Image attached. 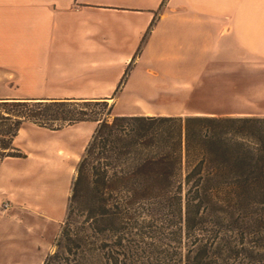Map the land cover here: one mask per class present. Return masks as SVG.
<instances>
[{
  "label": "trees",
  "instance_id": "16d2710c",
  "mask_svg": "<svg viewBox=\"0 0 264 264\" xmlns=\"http://www.w3.org/2000/svg\"><path fill=\"white\" fill-rule=\"evenodd\" d=\"M81 122L97 127L72 185L58 242L66 243L64 253L84 254L105 233L122 246L125 236L118 233L130 231L171 250L189 239L188 264L221 254L215 245L220 228L251 207L247 201L264 179V116L113 114L107 99L3 98L0 160L27 156L14 145L26 123L58 131ZM75 205L90 221V242L73 228ZM169 248L161 250L162 264H178ZM63 252L44 264H64Z\"/></svg>",
  "mask_w": 264,
  "mask_h": 264
},
{
  "label": "crops",
  "instance_id": "0c3cea01",
  "mask_svg": "<svg viewBox=\"0 0 264 264\" xmlns=\"http://www.w3.org/2000/svg\"><path fill=\"white\" fill-rule=\"evenodd\" d=\"M235 50L264 58V0H0V99L172 98Z\"/></svg>",
  "mask_w": 264,
  "mask_h": 264
},
{
  "label": "rangeland",
  "instance_id": "374dc122",
  "mask_svg": "<svg viewBox=\"0 0 264 264\" xmlns=\"http://www.w3.org/2000/svg\"><path fill=\"white\" fill-rule=\"evenodd\" d=\"M241 53L230 51L211 64L201 78L174 91L172 98L115 96L108 103L113 105V114L156 110L174 115L264 116V58L257 54L249 60ZM96 127L95 122H81L55 131L26 123L20 130L14 145L27 156L0 160V264H44L49 255L57 250L63 252L66 243L58 246V242L66 222L77 166ZM257 189L252 200L247 201L251 207L237 215V222L230 221L220 228L215 245L223 248L221 254L208 255L203 258L205 263L264 264V179ZM72 222L73 228L78 227L89 242L93 239L88 228L90 221L80 207L74 210ZM119 234L125 236L122 246L118 245L117 236L105 233L97 238L95 245L90 242L84 254L63 252L67 257L64 264L167 262L161 251L168 249L167 245L149 236L131 235L130 231ZM188 241L184 238L181 246L173 244L179 247L167 250L178 264H188V251L192 248ZM194 254L191 252V256Z\"/></svg>",
  "mask_w": 264,
  "mask_h": 264
},
{
  "label": "built area",
  "instance_id": "2783aa9c",
  "mask_svg": "<svg viewBox=\"0 0 264 264\" xmlns=\"http://www.w3.org/2000/svg\"><path fill=\"white\" fill-rule=\"evenodd\" d=\"M5 206H6V208H8V207H9V205H8V204H5Z\"/></svg>",
  "mask_w": 264,
  "mask_h": 264
}]
</instances>
